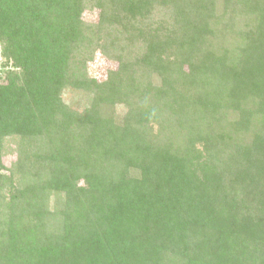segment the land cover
<instances>
[{
	"label": "trees",
	"instance_id": "trees-1",
	"mask_svg": "<svg viewBox=\"0 0 264 264\" xmlns=\"http://www.w3.org/2000/svg\"><path fill=\"white\" fill-rule=\"evenodd\" d=\"M0 51V264H264V0H0Z\"/></svg>",
	"mask_w": 264,
	"mask_h": 264
},
{
	"label": "rangeland",
	"instance_id": "rangeland-1",
	"mask_svg": "<svg viewBox=\"0 0 264 264\" xmlns=\"http://www.w3.org/2000/svg\"><path fill=\"white\" fill-rule=\"evenodd\" d=\"M98 13V10H86L83 14V18L86 21L95 22L98 19ZM117 66L118 63L116 61L110 60L104 57L100 52H97L94 56V59L88 64V72L91 77H95L98 80L103 81L107 78L108 71L111 69H116ZM63 99L75 109H82L88 101L84 94L72 89H66L63 92ZM117 109L120 111V113L121 111L124 112L123 110H125L124 106L121 105L118 106ZM14 148V141L9 142L7 147L8 153L4 155V162L7 166H10L16 160L17 153L16 151L13 152Z\"/></svg>",
	"mask_w": 264,
	"mask_h": 264
},
{
	"label": "built area",
	"instance_id": "built-area-1",
	"mask_svg": "<svg viewBox=\"0 0 264 264\" xmlns=\"http://www.w3.org/2000/svg\"><path fill=\"white\" fill-rule=\"evenodd\" d=\"M3 62H5V59L3 58L2 54H1V51H0V69L3 68V66H2V65H3ZM11 66H12V64H11V63H8V64L5 65L4 67H5L6 69H10Z\"/></svg>",
	"mask_w": 264,
	"mask_h": 264
}]
</instances>
